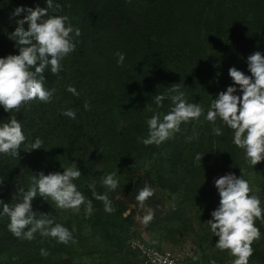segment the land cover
<instances>
[{"label": "trees", "instance_id": "obj_1", "mask_svg": "<svg viewBox=\"0 0 264 264\" xmlns=\"http://www.w3.org/2000/svg\"><path fill=\"white\" fill-rule=\"evenodd\" d=\"M18 6L46 8L47 4L46 0H0V57L18 54L15 42L8 38L16 20L25 15L10 19ZM48 13L67 16L81 35L75 37L73 33L75 51L61 61L58 75H53L50 67L45 70V88L55 89L51 102L34 101L12 113L0 107V124L16 116L27 137L18 159L0 155V180H4L0 200L14 205L18 189L27 191L33 176L94 158L106 150L108 142L113 143L118 157L143 153L144 147L148 159L158 154L164 158L160 167L165 162L168 167L167 174L164 170L147 172L122 186L127 205L140 207L135 197L145 184L154 189V195L143 208L157 209L158 186L175 193L198 186L202 175H206L202 189L213 176H240L248 164L244 151L234 145L232 130L220 120L215 126L222 134L215 135L206 114L212 100L228 86L236 87L235 94L242 95L228 75L229 68L250 75L247 57L255 51L264 54V0H53ZM24 27L27 30L28 24ZM118 52L125 56L122 64L117 63ZM177 83L189 103L204 109L198 140L186 141L193 120L182 124L180 132L159 146H145L146 120L154 112L162 118L172 106L166 98L163 107L157 108L155 95L165 94ZM69 85L77 89L78 97L67 91ZM85 101L90 110H85ZM66 109L75 110L76 118L62 115ZM36 138L43 141L42 148L24 151ZM196 154L211 158L213 165L194 166ZM93 167L92 161L87 170L92 172ZM170 175L180 176L179 180ZM89 199L99 205L98 200ZM37 200H33L32 208L38 218ZM2 211L0 204V255L5 264H36L29 240L9 231V217ZM260 226L264 235V223Z\"/></svg>", "mask_w": 264, "mask_h": 264}, {"label": "clouds", "instance_id": "obj_2", "mask_svg": "<svg viewBox=\"0 0 264 264\" xmlns=\"http://www.w3.org/2000/svg\"><path fill=\"white\" fill-rule=\"evenodd\" d=\"M47 7L35 8L18 6L10 14V19L25 13L22 19L16 20V27L8 38L15 42L18 54L0 57V107L5 112H19L26 104L34 101L49 103L55 89L48 90L44 86L45 70L50 67L53 75L62 71L61 61L75 51V37L81 35L79 28H74L65 15H49L48 9L53 7V0H46ZM56 7H59L57 4ZM28 24L27 30L24 25ZM19 46V47H17ZM118 64H122L125 56L116 53ZM247 68L250 75L236 67L229 68L228 75L237 88L228 86L226 91H220L212 100L206 114V119L213 124V133L221 135L220 127L215 122L220 120L233 132V143L245 153V160L252 166L264 162V54L255 51L247 57ZM67 91L79 96L77 89L69 85ZM170 99L171 108L161 118L155 113L146 120L148 135L143 138L145 146L157 145L171 139L181 131V125L198 120L204 109L195 103H189L179 83L173 84L165 94L154 97L157 108L163 107V101ZM85 110H90L87 101ZM152 111V109H149ZM62 115L70 119L76 118L73 109H66ZM27 140L22 124L16 116L8 122L0 124V155L18 159L21 145ZM43 141L36 138L27 144L24 151L31 152L42 148ZM242 173V170H241ZM78 167H67L62 172L44 174L40 172L32 177V183L27 191L18 189L13 199L17 202L9 206L3 205L2 214L9 217V231L17 238L33 240L37 232L43 237H50L60 244H68L73 240L72 232L61 223L49 218V213H42L40 218L33 211L32 202L38 196L44 201L51 200L58 209L79 213L83 207L86 215L93 212L92 201L78 189L74 183L81 176ZM115 173L103 177L102 184L108 191H115L119 181ZM4 180H0L2 190ZM215 188L219 194V205L211 212L210 226L213 236L218 237L215 248L227 252L232 257L231 264H249L254 255L253 245L261 240L260 228L256 221L264 223V202L259 195L254 194L249 181L241 174L227 173L214 179ZM95 200L101 201L104 211L112 213L115 209L107 192L96 191L95 183L88 185ZM154 195V189L145 184L138 191L135 199L141 208ZM154 218L151 209L143 217L147 224ZM41 255L47 256L45 249Z\"/></svg>", "mask_w": 264, "mask_h": 264}, {"label": "rangeland", "instance_id": "obj_3", "mask_svg": "<svg viewBox=\"0 0 264 264\" xmlns=\"http://www.w3.org/2000/svg\"><path fill=\"white\" fill-rule=\"evenodd\" d=\"M202 128L201 115L195 120L192 133L186 141L196 142ZM112 144L108 142L106 150L97 152L94 158L86 157L87 160L74 161L70 166L59 165L53 172H62L67 167H78L82 173L80 178L74 181L78 189L87 199L92 198L88 185L94 182L98 193L107 192L115 211L107 213L101 201L96 205L91 199L89 200L92 201L93 212L90 215L85 214L83 207L79 213L64 211L58 209L51 200L44 201L38 196V218L42 213H49V218H54L55 222L63 224L72 232L73 240L66 245L60 244L37 232L35 238L29 241V250L36 264H139L136 254L127 250V242L142 234L149 238L153 247L170 250L183 264H231L232 257L227 252L215 248L218 237L213 236L207 222L211 219V212L219 205V194L214 185V179L218 177L212 175L205 189L201 186L206 180V175H202L201 184L198 186L189 187L187 190L181 188L175 193L158 186L156 200H159L160 207L151 209L154 218L145 224L143 217L148 214L149 208L127 205L122 186H128L134 177L147 172L164 170L167 174V164L165 162L160 167L161 159L164 158L158 154L154 159H148V153L143 151L144 147H141L140 151L143 153H132L127 158L118 157ZM92 161L94 170L90 172L87 167ZM192 162L194 166L213 165L212 159L202 154H196ZM110 173H115V178L119 181L115 191H108L102 184L103 177ZM131 174L134 176L131 177ZM241 174L249 181L254 194L259 195L264 202V162L255 167L246 164ZM178 177L170 175L174 181L179 180ZM260 224L259 220L256 221V226L262 229ZM261 237V240L253 245L255 252L249 264H264L262 232ZM41 249H45L48 255L42 256ZM5 262L6 259L0 255V264Z\"/></svg>", "mask_w": 264, "mask_h": 264}, {"label": "built area", "instance_id": "obj_4", "mask_svg": "<svg viewBox=\"0 0 264 264\" xmlns=\"http://www.w3.org/2000/svg\"><path fill=\"white\" fill-rule=\"evenodd\" d=\"M127 250L136 254L139 264H183L170 250L153 247L144 234L131 238Z\"/></svg>", "mask_w": 264, "mask_h": 264}]
</instances>
